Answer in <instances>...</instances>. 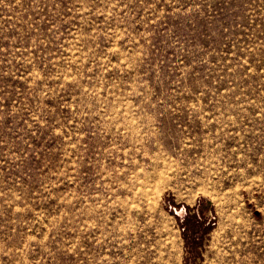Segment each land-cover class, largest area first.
Here are the masks:
<instances>
[{"label": "rangeland", "instance_id": "1", "mask_svg": "<svg viewBox=\"0 0 264 264\" xmlns=\"http://www.w3.org/2000/svg\"><path fill=\"white\" fill-rule=\"evenodd\" d=\"M0 264H264V0H0Z\"/></svg>", "mask_w": 264, "mask_h": 264}]
</instances>
